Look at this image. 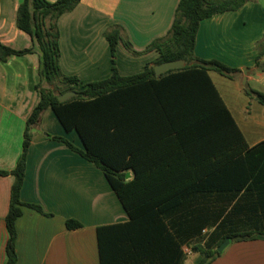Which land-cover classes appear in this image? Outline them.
<instances>
[{"label":"crops","instance_id":"0c3cea01","mask_svg":"<svg viewBox=\"0 0 264 264\" xmlns=\"http://www.w3.org/2000/svg\"><path fill=\"white\" fill-rule=\"evenodd\" d=\"M20 2L0 0V43L14 50L32 46L31 38L15 24ZM178 2L79 0L73 11L58 20L62 73L78 79L73 85L76 91L109 78L111 53L104 33L118 26L135 52L117 44L118 75L140 74L157 59L158 53L146 48L167 34ZM260 41L264 42V0L247 2L199 25L195 57L239 71L232 79L214 71H208V77L243 136L239 154L231 158L232 165L240 166L210 170L201 180L207 181L206 187L201 181L186 188L177 180L169 182L168 171L149 162L138 176L127 211L100 169L65 143L47 138L62 137L83 149L75 131L66 132L51 109L43 111L31 131L20 192L23 203L40 207L43 214L21 207L15 221V264H200L202 256L192 250V241L221 224L218 232L261 234L229 242L209 264H264V134L241 126L233 114L240 105L255 106L243 92L244 78L264 92V72L255 65ZM259 63H264V55ZM38 82V53L0 62V171L11 172L16 166L26 121L40 100ZM132 136L134 154L145 157L146 153L137 155V135ZM134 178L132 170L125 173V181ZM13 182L10 174L0 176V264L7 262L5 219ZM68 220L81 227L67 229ZM188 230L187 241L192 240L185 242Z\"/></svg>","mask_w":264,"mask_h":264},{"label":"trees","instance_id":"16d2710c","mask_svg":"<svg viewBox=\"0 0 264 264\" xmlns=\"http://www.w3.org/2000/svg\"><path fill=\"white\" fill-rule=\"evenodd\" d=\"M252 1L256 0H179L167 34L146 48L147 51L155 50L157 59L146 65L140 74L127 78L118 75L116 46L121 42L127 51L135 52L131 43L121 36L120 27L113 26L104 33L111 53L110 77L86 83L76 91L73 85L78 84V79L65 76L60 68L58 20L63 14L73 11L79 0H21L15 24L31 38L32 46L14 50L0 43V62L11 56L38 53L39 82L36 89L40 100L26 121L22 151L15 168L11 172L0 171V176L10 174L14 177L5 219L8 231L6 264L16 263L15 221L21 215V207L43 214L40 207L23 203L20 192L31 131L41 113L47 109L53 111L66 132L77 133L83 149L62 137L47 135V138L65 143L100 169L127 211H130V195L138 184V176L149 162L165 168L169 173L168 181L177 180L185 188L201 181L210 170L240 166L237 163L232 165L231 158L239 154L238 141H243V136L208 77V71H214L232 79L239 71L215 60L196 58L194 46L203 20L236 11ZM256 48L255 65L264 72V63H259L264 55V42L257 43ZM174 61H183L184 66L155 75L154 66ZM58 83L62 86L55 94L50 86L57 88ZM242 89L249 99L264 106V92L248 84ZM66 92H75V95L60 102L58 97ZM132 135H137V155L146 153L145 157L134 154L135 140ZM128 170L135 173L132 181H125ZM201 185L206 187L207 181L204 179ZM65 225L69 230L81 227L74 220L66 221ZM218 226L222 227V224ZM218 226L209 235L192 241V250L202 256L200 264H209L214 260L219 255L216 248L226 238L230 242L247 241L261 234L218 232ZM188 231H185V242L192 240L187 241V237L191 236L187 235L191 233Z\"/></svg>","mask_w":264,"mask_h":264},{"label":"rangeland","instance_id":"374dc122","mask_svg":"<svg viewBox=\"0 0 264 264\" xmlns=\"http://www.w3.org/2000/svg\"><path fill=\"white\" fill-rule=\"evenodd\" d=\"M56 85H57V88H55L54 85L50 86V88L53 89L55 94L58 93V87L61 88L62 86L60 85V83ZM252 102L254 103L255 106L252 107L250 106V104L245 105V106L240 105L238 106L237 111H233V114L241 126L247 125L250 131H253L256 134H264L262 133L264 132V121H262L264 120V118H262V116H264V106H261L257 104L256 101L250 99L249 103H252ZM257 106L259 107L260 110H256L255 107ZM250 111L251 113H249ZM245 121H246V124H245Z\"/></svg>","mask_w":264,"mask_h":264},{"label":"water","instance_id":"95a60500","mask_svg":"<svg viewBox=\"0 0 264 264\" xmlns=\"http://www.w3.org/2000/svg\"><path fill=\"white\" fill-rule=\"evenodd\" d=\"M184 66V62L183 61H174V62H167V63H163L157 66H154V72L155 75H160L165 73L168 70H174V69H180ZM244 74H246V71H244ZM242 85L245 86L247 85V81L246 78L243 79L242 81ZM75 92H66L62 95H60L58 97V100L60 102L65 101L67 99H69L70 97L74 96ZM126 177H128V174L126 175ZM229 239H225L217 248V252L221 253L223 251V249L229 244Z\"/></svg>","mask_w":264,"mask_h":264}]
</instances>
